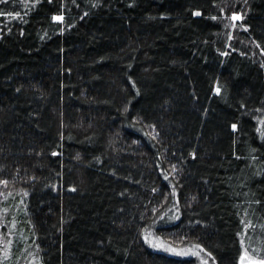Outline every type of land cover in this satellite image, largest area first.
<instances>
[{"label":"trees","instance_id":"trees-1","mask_svg":"<svg viewBox=\"0 0 264 264\" xmlns=\"http://www.w3.org/2000/svg\"><path fill=\"white\" fill-rule=\"evenodd\" d=\"M22 6L0 3V193L27 192L40 264H196L151 228L264 260V0Z\"/></svg>","mask_w":264,"mask_h":264},{"label":"rangeland","instance_id":"rangeland-1","mask_svg":"<svg viewBox=\"0 0 264 264\" xmlns=\"http://www.w3.org/2000/svg\"><path fill=\"white\" fill-rule=\"evenodd\" d=\"M23 8H26L30 1L21 0ZM236 18H233V17ZM224 28L229 33L228 40H231L236 31L243 29L241 26L243 14H232L225 16ZM27 192L12 190L7 193H0V264H40L37 248L32 244V233L30 224L25 219V199ZM148 237L146 240L145 237ZM142 241L153 252L176 259H194L196 264H213L209 256L195 245L175 247L176 251H170L160 244L170 245L163 241L154 232V229H146L142 233ZM241 256L238 264H249V260H259L250 254L245 247L244 239L241 236ZM257 254H264V246L261 249L253 248Z\"/></svg>","mask_w":264,"mask_h":264},{"label":"snow or ice","instance_id":"snow-or-ice-1","mask_svg":"<svg viewBox=\"0 0 264 264\" xmlns=\"http://www.w3.org/2000/svg\"><path fill=\"white\" fill-rule=\"evenodd\" d=\"M4 2H6V0H0V3H4ZM9 15H11V13H9ZM17 15H19V14L17 13ZM233 18H236V17L234 16ZM56 19L59 20V19H61V17H56ZM216 91L219 92L220 89L217 87ZM235 127H236V125H233V128H235ZM145 239L147 240L148 237L146 236ZM160 246L161 247H167V249L170 250V251H176V249L172 248L171 245H164L163 243H161ZM195 247L199 248L200 245H195ZM209 255H211V253H209ZM205 264H206V262H205ZM249 264H264V260H258L257 261V260H251L250 259L249 260Z\"/></svg>","mask_w":264,"mask_h":264}]
</instances>
